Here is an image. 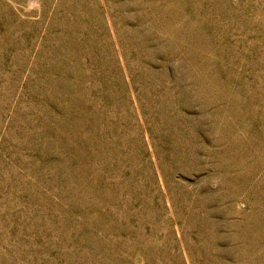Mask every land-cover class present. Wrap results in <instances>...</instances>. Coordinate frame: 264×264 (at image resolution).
<instances>
[{
    "label": "rangeland",
    "instance_id": "1",
    "mask_svg": "<svg viewBox=\"0 0 264 264\" xmlns=\"http://www.w3.org/2000/svg\"><path fill=\"white\" fill-rule=\"evenodd\" d=\"M0 264H264V0H0Z\"/></svg>",
    "mask_w": 264,
    "mask_h": 264
}]
</instances>
